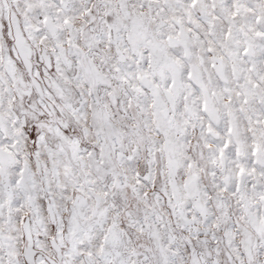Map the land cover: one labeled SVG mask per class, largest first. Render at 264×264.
I'll list each match as a JSON object with an SVG mask.
<instances>
[{
  "label": "snow or ice",
  "instance_id": "6c2138e0",
  "mask_svg": "<svg viewBox=\"0 0 264 264\" xmlns=\"http://www.w3.org/2000/svg\"><path fill=\"white\" fill-rule=\"evenodd\" d=\"M0 264H264V0H0Z\"/></svg>",
  "mask_w": 264,
  "mask_h": 264
}]
</instances>
